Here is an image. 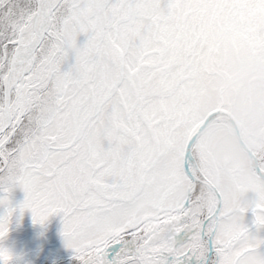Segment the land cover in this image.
<instances>
[{
    "label": "snow or ice",
    "instance_id": "6c2138e0",
    "mask_svg": "<svg viewBox=\"0 0 264 264\" xmlns=\"http://www.w3.org/2000/svg\"><path fill=\"white\" fill-rule=\"evenodd\" d=\"M225 41L264 57V0H0V241L29 211L76 264H264V167L206 205L156 186Z\"/></svg>",
    "mask_w": 264,
    "mask_h": 264
},
{
    "label": "rangeland",
    "instance_id": "374dc122",
    "mask_svg": "<svg viewBox=\"0 0 264 264\" xmlns=\"http://www.w3.org/2000/svg\"><path fill=\"white\" fill-rule=\"evenodd\" d=\"M227 45L228 49L231 48L229 43ZM225 48L224 46V50ZM224 50L223 44L218 45L213 58L209 60L202 87L188 113L187 123L173 139L174 154L167 167L157 177V188L178 203H183L188 193V199H191L193 191L197 190L198 199L202 205H206L215 192L229 193L242 177L253 171L252 157L250 158L238 143L229 117L222 113H216L208 119L187 159L186 168L195 179L194 188L183 170L182 159L186 142L191 139L210 111L217 108L229 111L224 107L225 101H231L234 114L242 117L240 122L245 125H238V132L259 161V167H264V70L260 68L259 62H254L259 61L261 57L250 58L251 67L230 81L232 92L223 94L224 88L218 86L219 76L222 77V64L227 61L233 67L237 66L236 55L232 52L227 54ZM214 70L216 72L213 76L211 71ZM223 81L225 82V76ZM197 119L201 120L193 129L191 123ZM9 199L13 207H18L23 203L25 194L16 188ZM4 213L5 209L0 207V216ZM251 220L249 213L246 221L251 223ZM61 231V218L43 228L40 224L33 223L29 211H25L22 216L17 212L12 217L7 237L0 241V247L7 249L11 254V264H40L44 258L48 260L59 253L70 251L65 247Z\"/></svg>",
    "mask_w": 264,
    "mask_h": 264
},
{
    "label": "trees",
    "instance_id": "16d2710c",
    "mask_svg": "<svg viewBox=\"0 0 264 264\" xmlns=\"http://www.w3.org/2000/svg\"><path fill=\"white\" fill-rule=\"evenodd\" d=\"M230 44L231 48L228 49V45ZM223 44V50L224 46L226 47L224 51L227 52H232L233 55H236V67H233L230 62H223L222 68H221V74L222 77L219 76V85L221 88H224L223 94L226 93L227 91L232 92V88L230 86V81L235 80L237 76H240L244 73V71L248 68L251 67V62H250V50L242 51L238 49L231 41H225L222 43ZM221 45V44H220ZM213 58V57H212ZM255 64H258L262 70H264V58L261 57L259 61L255 60ZM215 70L211 71L213 73L212 75L214 76ZM223 76H225V82L223 81ZM218 83V82H217ZM221 93V94H222ZM225 106L231 113H233L234 117L237 119V122L240 126H244L245 124L240 122L241 121V116L239 114H234V106L232 105L231 101H225ZM192 118V113L189 114V119ZM201 119H197L196 121L191 123V126H193V129H195V126ZM193 149V148H192ZM198 183V182H197ZM197 183H196V189H197ZM60 220L59 216H56V218L50 217L48 222L45 225H41L43 228L52 225L55 221ZM33 221V220H32ZM40 264H76V262L72 259V253L71 251L65 252V253H59L58 256L50 258L46 260L45 258L42 260Z\"/></svg>",
    "mask_w": 264,
    "mask_h": 264
},
{
    "label": "water",
    "instance_id": "95a60500",
    "mask_svg": "<svg viewBox=\"0 0 264 264\" xmlns=\"http://www.w3.org/2000/svg\"><path fill=\"white\" fill-rule=\"evenodd\" d=\"M216 113H222V114H225L229 117L230 119V123L232 125V128H233V132H234V135L238 141V143L243 147V149L246 151L247 155L254 161V165L252 166L253 169L259 167L258 166V162H257V159L256 157H254L251 149L248 147V145L244 142V140L241 138L239 132H238V129H237V119L229 112L227 111L226 109H223V108H217V109H214L212 111H210L202 120L199 128L196 130V132L192 135L191 139L189 141L186 142L185 146H184V150H183V170L185 172V174L187 175V177L190 179V181L192 182V188H194L195 186V179L193 178V176L188 172L187 168H186V162H187V159L189 158L190 156V153H191V149H192V146L193 144L195 143V141L197 140V138L199 137L201 131L203 130V128L206 126L207 124V121L208 119L216 114ZM190 193L187 194V197L186 199H188ZM185 199V200H186Z\"/></svg>",
    "mask_w": 264,
    "mask_h": 264
},
{
    "label": "flooded vegetation",
    "instance_id": "af4514ba",
    "mask_svg": "<svg viewBox=\"0 0 264 264\" xmlns=\"http://www.w3.org/2000/svg\"><path fill=\"white\" fill-rule=\"evenodd\" d=\"M257 162H258V166H259V164H260V163H259V161H258V160H257Z\"/></svg>",
    "mask_w": 264,
    "mask_h": 264
},
{
    "label": "bare ground",
    "instance_id": "6f19581e",
    "mask_svg": "<svg viewBox=\"0 0 264 264\" xmlns=\"http://www.w3.org/2000/svg\"><path fill=\"white\" fill-rule=\"evenodd\" d=\"M254 163V162H253Z\"/></svg>",
    "mask_w": 264,
    "mask_h": 264
}]
</instances>
